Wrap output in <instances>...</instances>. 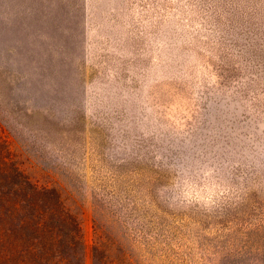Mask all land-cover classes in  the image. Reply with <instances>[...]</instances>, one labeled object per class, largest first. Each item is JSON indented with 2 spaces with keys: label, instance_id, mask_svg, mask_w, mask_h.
<instances>
[{
  "label": "rangeland",
  "instance_id": "374dc122",
  "mask_svg": "<svg viewBox=\"0 0 264 264\" xmlns=\"http://www.w3.org/2000/svg\"><path fill=\"white\" fill-rule=\"evenodd\" d=\"M4 163L84 264H264V0H0Z\"/></svg>",
  "mask_w": 264,
  "mask_h": 264
},
{
  "label": "trees",
  "instance_id": "16d2710c",
  "mask_svg": "<svg viewBox=\"0 0 264 264\" xmlns=\"http://www.w3.org/2000/svg\"><path fill=\"white\" fill-rule=\"evenodd\" d=\"M14 187L35 190L22 170L4 163L0 166V264H84L77 202L69 195H11ZM99 249L97 244L95 258Z\"/></svg>",
  "mask_w": 264,
  "mask_h": 264
}]
</instances>
